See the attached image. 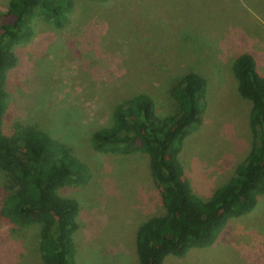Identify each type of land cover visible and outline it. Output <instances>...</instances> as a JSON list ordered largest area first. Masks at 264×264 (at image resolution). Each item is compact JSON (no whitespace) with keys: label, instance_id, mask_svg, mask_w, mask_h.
I'll return each mask as SVG.
<instances>
[{"label":"rangeland","instance_id":"1","mask_svg":"<svg viewBox=\"0 0 264 264\" xmlns=\"http://www.w3.org/2000/svg\"><path fill=\"white\" fill-rule=\"evenodd\" d=\"M9 0H0V14ZM68 21L34 22L8 74L6 136L32 126L66 142L87 170L83 185L59 193L79 203L74 264H136L134 231L163 213L144 155L95 150L88 129L106 125L110 109L132 94L153 98L159 115L174 112L164 83L188 71L208 82L202 124L180 160L203 200L248 155L251 108L240 97L232 63L251 53L264 76V0H72ZM0 178V206L7 195ZM38 231L20 232L0 216V264H42ZM164 264H264V194L232 219L215 243Z\"/></svg>","mask_w":264,"mask_h":264},{"label":"trees","instance_id":"2","mask_svg":"<svg viewBox=\"0 0 264 264\" xmlns=\"http://www.w3.org/2000/svg\"><path fill=\"white\" fill-rule=\"evenodd\" d=\"M72 6V0H9L7 11L0 14V178L7 192L0 216L13 231L37 229L42 264H74L80 207L59 192L83 185L87 170L72 148L47 130L26 126L3 134V120L9 115L6 82L17 65L19 48L35 35L34 22L40 19L62 28ZM232 72L238 94L251 104L252 142L245 160L208 200L194 194L180 160L208 105V82L201 74L188 71L164 83L175 107L168 115L158 114L151 96L137 93L114 104L108 124L88 129L95 150L148 159L163 213L136 227V264H164L168 255L183 257L211 247L227 224L251 213L264 194V76L251 53L236 57Z\"/></svg>","mask_w":264,"mask_h":264}]
</instances>
